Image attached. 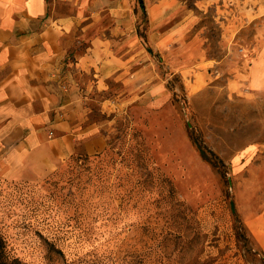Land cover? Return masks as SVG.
<instances>
[{
	"label": "rangeland",
	"instance_id": "374dc122",
	"mask_svg": "<svg viewBox=\"0 0 264 264\" xmlns=\"http://www.w3.org/2000/svg\"><path fill=\"white\" fill-rule=\"evenodd\" d=\"M142 1L113 41L140 49L153 79L126 98L109 84L122 109L95 103L102 150L79 145L87 158L43 178L0 174L6 252L23 264H264V91L233 83L264 46V0Z\"/></svg>",
	"mask_w": 264,
	"mask_h": 264
},
{
	"label": "crops",
	"instance_id": "0c3cea01",
	"mask_svg": "<svg viewBox=\"0 0 264 264\" xmlns=\"http://www.w3.org/2000/svg\"><path fill=\"white\" fill-rule=\"evenodd\" d=\"M129 3L0 0L1 175L43 178L79 145L87 153L104 148V122L90 116L95 103L102 113L122 109L111 104L109 84L127 86L116 94L126 98L133 92L129 86L153 79L140 49L122 46L120 34L130 28L120 21L130 16ZM105 16L110 26L103 25ZM118 37L122 43L116 45ZM256 47L257 58L233 83L264 91V46Z\"/></svg>",
	"mask_w": 264,
	"mask_h": 264
},
{
	"label": "trees",
	"instance_id": "16d2710c",
	"mask_svg": "<svg viewBox=\"0 0 264 264\" xmlns=\"http://www.w3.org/2000/svg\"><path fill=\"white\" fill-rule=\"evenodd\" d=\"M140 6L143 8V1L142 0H138ZM193 141L197 146V149L199 151V154L201 156L202 159L208 161L213 167H215L216 169H218V171L225 176L226 174V170L224 169L225 164L223 159L218 156L213 150L209 149L202 140H200L197 136L193 135ZM87 154L84 152H80V151H74L69 157L68 159H72L75 161H78L80 159H85L87 158ZM232 209V208H231ZM232 214L234 216L235 221L238 223L239 222V226H241V228H244V224L242 222V220L240 219V217H238L236 215L235 210H232ZM237 228V225H236ZM246 228V227H245ZM237 234L240 233V230H237ZM240 234H238L239 236ZM6 244L5 241L0 233V264H23L22 262H20L17 258H12L11 256L8 255V253L6 252Z\"/></svg>",
	"mask_w": 264,
	"mask_h": 264
},
{
	"label": "water",
	"instance_id": "95a60500",
	"mask_svg": "<svg viewBox=\"0 0 264 264\" xmlns=\"http://www.w3.org/2000/svg\"><path fill=\"white\" fill-rule=\"evenodd\" d=\"M230 206H231L232 210H234V203L232 200L230 201Z\"/></svg>",
	"mask_w": 264,
	"mask_h": 264
}]
</instances>
